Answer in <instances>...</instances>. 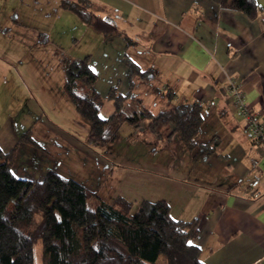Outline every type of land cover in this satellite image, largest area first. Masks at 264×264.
<instances>
[{
	"label": "crops",
	"instance_id": "0c3cea01",
	"mask_svg": "<svg viewBox=\"0 0 264 264\" xmlns=\"http://www.w3.org/2000/svg\"><path fill=\"white\" fill-rule=\"evenodd\" d=\"M255 1L260 11L251 20L214 0H90V10L118 30L106 37L63 0H0V148L17 147L14 175L41 182L55 172L104 202L123 198L135 208L165 201L175 220L199 221L192 244L203 264H264V145L250 137L228 93L233 80L252 113H264V0ZM69 14L92 40L71 57H90L105 100L113 87L130 93L127 56L150 71L134 79L127 112L157 115L201 102L199 143L219 138L215 154L194 161L197 149L179 132L170 136L172 123L157 134L148 122L123 124L113 143L91 145L90 126L64 91L62 42L54 36ZM29 129L40 148L20 142Z\"/></svg>",
	"mask_w": 264,
	"mask_h": 264
},
{
	"label": "trees",
	"instance_id": "16d2710c",
	"mask_svg": "<svg viewBox=\"0 0 264 264\" xmlns=\"http://www.w3.org/2000/svg\"><path fill=\"white\" fill-rule=\"evenodd\" d=\"M223 9L244 13L256 19L260 7L255 0H214ZM63 7L86 25L106 37L118 34L116 26L90 10V0H63ZM130 93L113 87L107 96L114 111L108 118L101 113L105 99L97 91V75L90 57L62 59L66 76L64 91L77 112L89 124L88 142L98 147L113 143L123 124L135 128L148 122L157 134L172 123L183 142L197 149L194 161L210 158L220 144L217 137L200 144L203 109L201 102L181 104L153 115L142 109L128 113L125 106L133 97L135 78H147L127 56ZM20 142L40 148L32 129ZM17 147L10 152L0 148V264H37L35 246L43 248L41 264H203L201 250L192 244L199 235V221L175 220L165 201L133 203L117 198L102 201L79 183L55 172L41 182L17 178L13 165Z\"/></svg>",
	"mask_w": 264,
	"mask_h": 264
},
{
	"label": "rangeland",
	"instance_id": "374dc122",
	"mask_svg": "<svg viewBox=\"0 0 264 264\" xmlns=\"http://www.w3.org/2000/svg\"><path fill=\"white\" fill-rule=\"evenodd\" d=\"M69 17H65V19H61L62 22V28L59 31H56L54 36H56L58 39L61 40L62 43L56 41L58 46L62 48L60 50V53L62 52L61 56H65L66 58H72L71 56H82L85 51L83 50L86 45H88L92 40H88L87 37L84 36L81 29H85L84 24L80 22L78 18H76L73 14H69ZM64 25L68 27L67 29H64ZM76 25V26H75ZM75 26V27H74ZM79 27V28H77ZM53 36V37H54ZM119 36H115V38H118ZM55 38V37H54ZM75 39H79V44L74 43ZM114 39V40H117ZM56 40V39H54ZM73 59V58H72ZM145 100L151 101V99L146 98ZM132 101H129L127 106H125V110L127 111H133L129 109L133 105L131 104ZM113 104L112 102L105 100L104 101V107L103 112L101 113L103 118H108L113 111ZM133 211H137L138 208H135V204H133ZM42 252L43 248L41 244H37L35 246V258L37 264H41L42 262Z\"/></svg>",
	"mask_w": 264,
	"mask_h": 264
},
{
	"label": "built area",
	"instance_id": "2783aa9c",
	"mask_svg": "<svg viewBox=\"0 0 264 264\" xmlns=\"http://www.w3.org/2000/svg\"><path fill=\"white\" fill-rule=\"evenodd\" d=\"M228 93L232 97L239 114L244 119L245 128L250 137L255 143L264 145V113H252L241 86L233 80L229 81Z\"/></svg>",
	"mask_w": 264,
	"mask_h": 264
}]
</instances>
